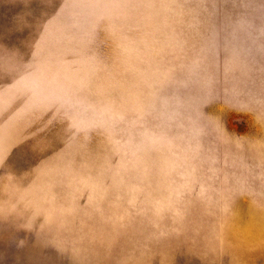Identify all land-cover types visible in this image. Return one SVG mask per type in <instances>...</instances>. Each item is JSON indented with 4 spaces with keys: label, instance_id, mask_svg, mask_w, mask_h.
<instances>
[{
    "label": "rangeland",
    "instance_id": "rangeland-1",
    "mask_svg": "<svg viewBox=\"0 0 264 264\" xmlns=\"http://www.w3.org/2000/svg\"><path fill=\"white\" fill-rule=\"evenodd\" d=\"M0 264H264V0H0Z\"/></svg>",
    "mask_w": 264,
    "mask_h": 264
}]
</instances>
